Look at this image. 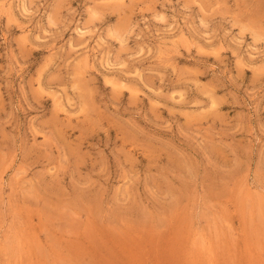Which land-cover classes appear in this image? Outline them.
Segmentation results:
<instances>
[{"label": "rangeland", "instance_id": "obj_1", "mask_svg": "<svg viewBox=\"0 0 264 264\" xmlns=\"http://www.w3.org/2000/svg\"><path fill=\"white\" fill-rule=\"evenodd\" d=\"M0 264H264V0H0Z\"/></svg>", "mask_w": 264, "mask_h": 264}]
</instances>
